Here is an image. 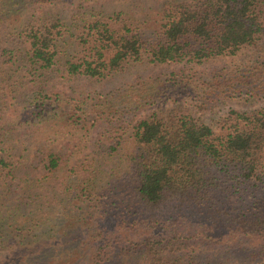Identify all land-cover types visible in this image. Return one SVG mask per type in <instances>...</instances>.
I'll return each instance as SVG.
<instances>
[{
    "label": "trees",
    "instance_id": "trees-1",
    "mask_svg": "<svg viewBox=\"0 0 264 264\" xmlns=\"http://www.w3.org/2000/svg\"><path fill=\"white\" fill-rule=\"evenodd\" d=\"M104 1L0 0V252L44 246L48 234L62 244L34 264H208L183 259L179 240L115 246L118 207L137 225L171 207L215 206L214 229L264 240V216L231 212L234 189L264 167V111L231 110L211 125L177 106L98 133L86 123L110 102L98 84L118 73L179 64L175 78L195 83L197 65L256 46L264 0H159V30L149 0ZM73 106L77 126L59 133Z\"/></svg>",
    "mask_w": 264,
    "mask_h": 264
},
{
    "label": "rangeland",
    "instance_id": "rangeland-1",
    "mask_svg": "<svg viewBox=\"0 0 264 264\" xmlns=\"http://www.w3.org/2000/svg\"><path fill=\"white\" fill-rule=\"evenodd\" d=\"M104 2L107 7L119 5L117 1ZM159 2L149 0L144 5V10L150 12L149 26L156 30L161 24L156 8ZM257 44L243 48L236 55H225L197 65L192 72L187 70L195 83L181 75L175 78L173 74L182 69L179 64H142L118 73L98 84V91L108 94L110 102L103 106L97 104L86 123L98 133L101 126H127L154 110L168 113L177 106L211 125L231 110L264 111V37ZM65 85L68 87L66 83H60L55 90L70 93ZM132 85L136 91H127ZM197 106L204 111L197 110ZM67 112L70 114H65L67 116L57 128L59 133L72 131L77 126L73 121L82 115L74 106ZM61 143L65 145L67 141L63 139ZM232 194L233 214H245L252 219L264 216V167L259 178L236 187ZM224 197L218 196L220 204H223ZM207 206L182 210L171 207L157 223L141 222L139 216L137 225L134 213L120 212L121 207H118L111 211L112 218L118 215V221L109 224L107 234L118 247L139 249L149 240L167 242L172 239L185 244L181 252L183 259L193 258L208 264H264V240L241 237L235 231L229 232L228 227L222 231L214 229L220 214L215 206L213 209ZM218 211L221 210L218 208ZM207 233L211 235L206 237ZM43 238L44 246L34 242L18 246L14 251L3 250L0 264H34L62 244V241L51 240L48 234ZM76 238L83 245L87 243L85 239L88 237L82 234L77 233Z\"/></svg>",
    "mask_w": 264,
    "mask_h": 264
}]
</instances>
